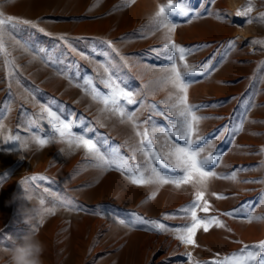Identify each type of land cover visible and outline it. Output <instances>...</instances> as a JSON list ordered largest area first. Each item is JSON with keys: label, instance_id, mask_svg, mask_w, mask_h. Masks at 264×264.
<instances>
[{"label": "rangeland", "instance_id": "obj_1", "mask_svg": "<svg viewBox=\"0 0 264 264\" xmlns=\"http://www.w3.org/2000/svg\"><path fill=\"white\" fill-rule=\"evenodd\" d=\"M252 2L248 16H237L248 0H233L231 8L228 0L214 4L187 0L201 15L191 22L173 17L178 26L172 40L194 49L186 62L197 70L206 63L213 65L203 75L188 77V103L199 106L197 116L207 117L192 137H203L193 148H203L200 159L210 153L222 156L216 167L208 166L218 176L237 172L236 182L211 177L206 185L193 173L189 183L176 187L135 185L114 168L101 172L83 147H70L58 133L43 148L31 139L36 135L47 139L55 133L42 112L44 106L72 123V133H86L85 138L103 142L98 144L102 152L118 149L133 167L147 163L141 152L145 130L161 155L171 144L184 145L179 137L160 134L174 131L176 116L170 105L178 93L163 82L166 74L159 71L168 64L162 49L166 29L157 31L150 21L168 0H0L4 16L36 25L18 24L4 36L7 59L14 63L6 64L0 54V249L36 229L46 244L44 264H210L264 240V221L249 223L246 215L235 212L247 205L254 215L264 216L260 202L264 183L259 182L264 179V44L252 43L264 41L260 15L264 0ZM217 12L222 20L214 15ZM228 41H234L235 47L225 55ZM181 63L177 61L178 66ZM110 76L114 85L131 93L132 103L118 97L117 106L105 107L92 99L91 88L111 94L105 83ZM86 79L91 86L84 83ZM114 107L122 108L125 115L113 111ZM127 114H132V121ZM242 122L243 131L233 133ZM9 136L21 139L13 142L7 140ZM167 162L153 161L170 177L183 174L180 169H165ZM33 175L48 179L23 185L34 195L27 207L40 212L26 224L18 211L25 202L18 195L23 191L20 181ZM197 191L204 192L197 216H214L224 227L212 224L206 232L198 228L196 244L188 245L178 239L176 229L191 225L192 220L179 210L195 200ZM49 192L63 199V204L56 203L53 215L45 211L55 203ZM205 201L208 212L201 210ZM135 217L158 221L169 230L117 223ZM152 237L177 245L151 244ZM0 264H7L2 251Z\"/></svg>", "mask_w": 264, "mask_h": 264}, {"label": "snow or ice", "instance_id": "obj_2", "mask_svg": "<svg viewBox=\"0 0 264 264\" xmlns=\"http://www.w3.org/2000/svg\"><path fill=\"white\" fill-rule=\"evenodd\" d=\"M135 2V0H131ZM208 3L214 4L216 0H207ZM253 10L252 0H248V3L243 6L242 9L237 10V16H248ZM204 12H210L208 8H204ZM201 15L200 12H196L191 9L187 0H177L176 3H173L172 0H168L167 4H162L158 6L157 12L151 18L150 23L154 26L155 30L159 31L161 29H166L164 36V43L162 45L163 54L168 57V64L159 69L160 72L165 73L166 75L162 78L163 82L166 84H171L173 88L176 89L178 95L176 96V102L170 105V110L176 116V121L172 123L171 129L174 131H164L161 130L160 134L164 135L166 138L179 137L180 140L184 141V145L181 146L178 143L171 144L168 147V151L163 155L158 152L155 147L152 146V141L149 139V133L147 130L143 132V141H147V144H144L142 141L141 152L147 158V163L145 166L136 165L135 167L128 164V160L121 156L118 149H111L105 152L101 151V148L98 147V144L103 142L96 141L93 139L85 138L86 133L74 134L71 132L72 123L65 122L60 118V116L51 111L48 107H42V112L47 114L48 123L55 133H53L49 138H41L39 135L33 136L32 141L38 146V148H43L52 142L55 139V134L58 133L61 140H66L68 145L71 147L75 145L76 148L83 147L86 153L93 158L95 161L94 167L99 171L104 172L110 169H116L121 173L125 174V178L128 179L132 184L135 185H144V184H173L176 187H180L181 184L189 183L193 173H196L200 177V183L206 185L207 180L211 177L223 178L237 181V172H232L227 176H218L217 173L208 168L211 165L213 168L217 166L216 161L222 159V156H214L211 153L204 157L203 159L199 158L200 152L203 151V148L194 149L193 145L198 142V140L203 139V137H197V140H193V135L198 131V124L202 119L207 117H201L196 115V111L199 106L190 105L188 103V87L191 81L188 79L191 75L200 74L203 75L209 71L213 65L211 63H206L198 70L195 66H190L186 62V57L190 56L194 49L186 48L184 46L177 45L172 40V33L175 32L177 24L173 22V17L181 16L188 18V21L191 22L192 19L197 18ZM217 19H223L219 12L214 14ZM261 18H264V13H261ZM248 23H251L252 20L248 19ZM31 24L32 27H36L34 22L27 20H20L11 16H4L3 13H0V54L5 56V63L12 64L14 61L8 60L7 57L10 56L6 48V42L4 36L6 33L14 29L18 24ZM43 31V29H39ZM252 43H261L264 44V41H253ZM199 47V46H198ZM235 42L228 41L226 42V51L234 48ZM160 54V53H158ZM182 62L181 66H178L177 61ZM264 66V62H262ZM183 69V71L181 70ZM107 71V69H105ZM86 85L91 86V80L86 79L84 82ZM106 86L111 88L110 95H103L99 93L95 88H91L90 94L92 95L93 100H99L102 102L105 107L111 103L113 106H117V98L125 97L128 99V103H132L131 93L125 92L123 89L119 88L118 85H114V82L111 81V76L108 81H105ZM172 96L170 94L169 99ZM167 101H163L166 103ZM113 111L118 112L120 116H124L125 112L122 108L114 107ZM129 121H132V114H127ZM34 123V122H33ZM256 123V121H252ZM133 127L136 125L133 123ZM243 131V122L236 128L233 129V133H238ZM138 136L141 135L140 132L136 133ZM21 138L19 136H9L7 140L9 141H19ZM26 147V144L24 145ZM261 152L264 153V149H261ZM153 161H168L164 163L163 167L165 169L171 168L172 170L180 169L183 173L182 175L176 176L175 178L170 177L163 173V171L155 166ZM261 167H264V162L261 163ZM147 173V175H146ZM48 179L43 175H33L25 180H21V185L27 184L29 181H43ZM264 183V179L259 181ZM48 191V190H46ZM49 195H52L55 203L52 207L45 209L49 215L55 214L56 203L63 204V199L59 196H56L53 193L49 192ZM155 196V192L149 197V199ZM204 197L203 191H197L196 198L188 205L182 207L179 211L185 213L186 216L190 215L192 223L191 225H184L181 228L176 229L178 239L188 245H195L196 241L194 239L196 230L198 228H203L206 232L212 224H216L219 227H224V224L216 217H205L199 218L197 216V208L200 207L199 201ZM223 198V197H218ZM260 202L264 203V195H261ZM40 203L44 204L45 200L43 197L40 199ZM249 206H245L242 209H236L237 214L243 213L247 217V222L251 223L253 221H264V216H256L254 213L248 210ZM204 212L209 211V205L205 201L203 208L201 209ZM226 215H233V213H226ZM43 222L41 218V223ZM123 227H130L134 223L139 224H150L152 230L157 232L168 231L164 224L159 223L158 221H146L141 217H135L132 220L126 221L124 219H119L117 221ZM33 232L36 229L32 230ZM188 258L191 260V253H188ZM204 264H209V262H204ZM210 264H264V240L253 244V245H244L238 252H234L224 256L222 259H218L210 262Z\"/></svg>", "mask_w": 264, "mask_h": 264}, {"label": "clouds", "instance_id": "obj_3", "mask_svg": "<svg viewBox=\"0 0 264 264\" xmlns=\"http://www.w3.org/2000/svg\"><path fill=\"white\" fill-rule=\"evenodd\" d=\"M233 0H228V6L231 8ZM22 193L18 196L20 200L25 202L21 204L18 211L23 221L28 224L32 219V214L40 215L38 209L28 208L27 204L34 200V195L22 185ZM17 197V196H16ZM23 209V211H21ZM7 256V264H44V255L46 252V244L42 241L38 233L29 231L20 237L11 247L0 249Z\"/></svg>", "mask_w": 264, "mask_h": 264}, {"label": "bare ground", "instance_id": "obj_4", "mask_svg": "<svg viewBox=\"0 0 264 264\" xmlns=\"http://www.w3.org/2000/svg\"><path fill=\"white\" fill-rule=\"evenodd\" d=\"M62 228V227H61ZM63 229V228H62ZM56 230L57 231H59V229H57L56 228ZM55 229H54V231H56ZM60 238V237H59ZM150 240H151V244H154L155 242H157L156 244H165V245H168V246H171V247H175L176 245H177V243H173V244H171L169 241H166L165 239H163V238H158V239H156L155 237L153 238H150ZM148 241H149V238H148Z\"/></svg>", "mask_w": 264, "mask_h": 264}]
</instances>
